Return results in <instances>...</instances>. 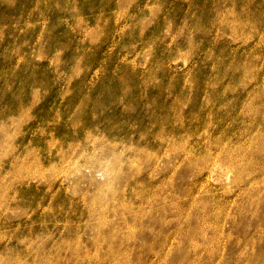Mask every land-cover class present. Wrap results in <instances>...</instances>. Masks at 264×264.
Listing matches in <instances>:
<instances>
[{
	"label": "rangeland",
	"instance_id": "374dc122",
	"mask_svg": "<svg viewBox=\"0 0 264 264\" xmlns=\"http://www.w3.org/2000/svg\"><path fill=\"white\" fill-rule=\"evenodd\" d=\"M0 264H264V0H0Z\"/></svg>",
	"mask_w": 264,
	"mask_h": 264
},
{
	"label": "bare ground",
	"instance_id": "6f19581e",
	"mask_svg": "<svg viewBox=\"0 0 264 264\" xmlns=\"http://www.w3.org/2000/svg\"><path fill=\"white\" fill-rule=\"evenodd\" d=\"M92 168L96 169L99 166V162L91 163Z\"/></svg>",
	"mask_w": 264,
	"mask_h": 264
}]
</instances>
